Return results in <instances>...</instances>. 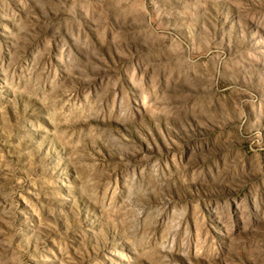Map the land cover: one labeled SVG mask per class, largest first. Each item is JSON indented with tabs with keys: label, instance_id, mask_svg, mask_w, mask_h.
<instances>
[{
	"label": "rangeland",
	"instance_id": "374dc122",
	"mask_svg": "<svg viewBox=\"0 0 264 264\" xmlns=\"http://www.w3.org/2000/svg\"><path fill=\"white\" fill-rule=\"evenodd\" d=\"M0 264H264V0H0Z\"/></svg>",
	"mask_w": 264,
	"mask_h": 264
}]
</instances>
